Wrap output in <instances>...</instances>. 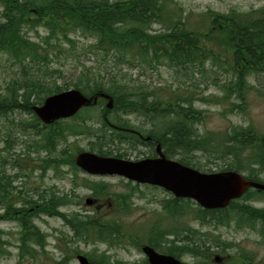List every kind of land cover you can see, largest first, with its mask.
I'll list each match as a JSON object with an SVG mask.
<instances>
[{
	"label": "trees",
	"instance_id": "16d2710c",
	"mask_svg": "<svg viewBox=\"0 0 264 264\" xmlns=\"http://www.w3.org/2000/svg\"><path fill=\"white\" fill-rule=\"evenodd\" d=\"M1 2L4 22L0 23V54L6 55L9 66L19 71L0 92V121L5 119L4 135L0 138L3 145L0 152L5 154V158L0 159V219L7 218L19 226L16 264H21L26 257L34 261L44 252L47 236L33 224L34 219L42 215L57 217L70 229L71 237L64 238L65 245L76 242L105 245L106 249L97 256L84 254L90 262L122 264L111 260L105 252L120 247L121 240L126 238L120 219L113 214L80 216L61 212V208L71 204L66 195L55 196L44 191L34 203L20 199L13 185L18 174H6L8 167L21 169L17 158L11 156L18 133L24 139L25 136L31 139L30 146L25 140L28 151L46 154L43 168L57 174L62 167H67L73 173L77 169L75 155L82 150L70 151V138L93 137L90 152L125 158L126 152L121 153L119 145L125 142L126 134L110 129L108 124L128 128L130 125L124 117L135 115L148 122L150 129L140 132L156 140L166 158L203 173L214 171L202 170L196 159L202 158L207 164L219 161L216 172L234 171L248 180L264 183L260 178L264 174V134L251 125H231L223 131L200 133L198 125L204 118V111L194 106V101L199 99L194 92H187L183 84L153 87L134 84L132 75L129 77L132 71H140L138 77L147 69L165 68L177 78L181 76L185 84L194 81L205 67L219 70L226 78L220 85L223 98L217 99L243 111L247 105L246 94L254 88L249 79L254 81L264 75V3L246 11L208 9L191 17V13H184L174 0ZM154 25L158 28L153 29ZM37 28H43L46 35L37 42L30 41L28 32ZM74 35L91 41L79 52L86 51L93 56L95 66L83 67L71 86L85 96L105 93L111 97L113 105L107 109L106 101L100 98L95 106L84 107L71 118L44 125L32 107L41 105L48 96L70 89L57 83L59 72H51L50 67L60 59L66 61L71 51L76 52ZM16 113L27 114L30 119L14 124ZM93 126L97 127L94 131ZM133 145L130 142V146ZM87 187L95 198L109 195L106 184L94 183ZM128 200L124 195L114 197L115 210L124 213ZM251 202L264 205V191L249 189L240 199L215 210H206L191 200L171 196L161 203L164 211L161 221L166 218L176 221L191 213L193 220L201 225L213 223L229 227L233 224L235 229L254 231L264 246V206L254 207ZM161 227L150 230L148 245L175 258L202 253V260L196 264H211V254L201 248V243L197 242L199 249L192 248L195 243L192 240L199 239L198 231L186 236L183 233L182 238L179 232ZM3 237L5 234L0 231V260L9 256L7 246L12 245ZM80 253L75 249L74 256H69L64 251L60 259H54L51 264H66ZM140 264L148 263L144 260ZM238 264L248 262L241 257ZM261 264H264V256Z\"/></svg>",
	"mask_w": 264,
	"mask_h": 264
},
{
	"label": "rangeland",
	"instance_id": "374dc122",
	"mask_svg": "<svg viewBox=\"0 0 264 264\" xmlns=\"http://www.w3.org/2000/svg\"><path fill=\"white\" fill-rule=\"evenodd\" d=\"M1 1L2 0H0V23H3V17L1 16L3 7ZM42 1L45 0H41V2ZM174 1L176 6L181 8L184 13H191V17H195L198 13L204 12L208 9L218 12H227L230 8L246 11L251 8H257L264 3V0ZM152 28L157 29L158 26L154 25ZM45 35L46 31L43 28H37L36 30L28 32L27 37L30 41L37 42ZM72 38H74L75 41L74 46L76 48V52L74 50L71 51L68 53L69 56L66 61L60 59L59 62H53L50 67L51 72L53 70H57L56 72H59V75L56 74L57 83L59 85H67L70 89H73L71 84L79 75L83 67L95 66L93 56L86 53V51L84 54L79 52L80 49L87 46L91 41L78 35H74ZM66 48L67 50H71L69 49L70 47ZM54 51L56 52V49H54ZM7 60L8 58L6 55L0 54V92H2L3 88L10 79L17 77V74L19 75V71H17L15 67L9 66ZM205 68L206 69L201 74H198L194 78V81H187L185 84L183 83L185 80L180 78L181 76L177 78V75L174 72L165 68L157 70L147 69L142 71L143 75H139L138 77L137 75L140 71H132L129 73V77L132 75L131 78H134V84L139 83L152 87L165 86L169 84L177 86L178 84H183L184 87H186L187 92H194L193 95H195L196 98H199L194 101V106L204 111V118L200 125H198L200 133L223 131L231 125H251L258 131V133L264 134V75L259 76L258 79H255L254 81H252L251 78L249 79V82L254 88L250 89V91L246 94L247 105L244 107L243 111H240L237 108H232L229 102H226L223 99H217L223 98L224 93L220 88V85L225 82L226 75L219 74V70H213L207 67ZM232 101L237 102L234 99H232ZM14 117V124L19 122L21 119H30V116L22 113H16ZM124 118L131 127L150 129V125L142 117L130 115L125 116ZM3 121H5V119L0 121V138L4 135ZM92 128L94 131L97 127L93 126ZM8 129H10V126H8ZM21 140H23V142H21ZM25 140L29 142L28 146H30L31 139H29V136H25L24 139L23 136L18 133L17 142L15 143L11 153L13 158H17L21 169H13L10 167L6 169L7 175L13 176L16 173L18 174V177L13 185L16 187V192H19L18 195L20 196V199L34 203L38 200L39 196L43 195L44 191H46V194L52 192L55 196L66 195L67 200L71 203L67 207L60 209L63 213H77L80 216H94L97 213L103 215H115V218L117 217L120 219L126 238L121 240L120 247L115 246L105 252L111 260L118 261L122 264H140L145 260V256L143 255L141 248L146 245L150 230L153 227L162 226L165 230L172 229L175 232H179L182 238L183 235L186 236L194 230L198 231L197 233H200V235L196 234V236L199 237V239L195 238L192 240L195 242L193 243L192 248L199 249L196 246L197 242H199L201 243V248L203 249L206 247L214 249L209 250V253H211V255H209V261L211 264L212 259L215 256H219V253H222V264H238L241 262V257L246 258L248 256H251L252 264H256V262L261 264L264 256V246L262 245L261 239L256 232L246 231L245 229L235 230L233 224L229 227L219 225L216 226L213 223L201 225L197 221L193 220L191 213H188L185 217H180L176 221L169 220L168 218L161 221V216L164 214L161 203L171 198L170 193L165 190L158 187L145 188L144 186H139L136 191H134L131 184L122 178L116 176H106L101 178L89 177L78 170L71 173L67 167H62L58 172L59 174H56V172L49 168H43V159H46V154L41 151H38L37 153H32L31 150L28 151ZM93 141V137L89 138L81 135L70 138L68 143L70 145V151L72 152H75L76 148H80L82 151H89V144L91 142L93 143ZM119 146L122 149L120 152H126V156L128 155L129 160L132 161L136 160V158H140V152H150V150L132 148L126 143H122ZM1 147H3V145L1 144L0 139V149ZM4 156L5 154L0 152V159L1 157L5 158ZM196 160L199 162V165H201V168L204 171L212 169L216 172L218 170L219 161H213V163L207 164V162H205L202 158H198ZM260 178L264 181V174L260 175ZM93 182H96L97 184H106L109 195L101 198L93 197L92 191L90 192L86 187H84L85 185L92 184ZM131 191L134 194L131 199V204L129 207L123 208L126 209L124 213H119L120 209L115 210L114 208V197L129 194ZM90 198H93L94 200L96 199L95 204H97L98 201V204L102 205L103 208L101 212L96 211L94 203H91L93 205L86 204V200L92 201ZM250 204L254 207L264 206L263 204L254 202H251ZM1 213L2 210L0 209V214ZM33 224L38 228L41 234H45L47 236L46 247L44 252L39 254L34 261L26 257L21 264H51L54 259L59 260L63 255L62 252L64 251H66L67 255L74 256L73 250L75 249L80 251L83 255L89 254L92 256H97L106 249L105 245L99 243L96 246L84 244L82 242L67 243L65 245L66 239L64 238H70L71 231L64 225L63 221L57 217L42 215L40 218L34 219ZM0 231L5 234L3 240H7L12 244L10 247L9 245L7 246L9 256L1 259L0 264H16L17 249L15 246L17 245L19 226L17 222L7 218H1ZM214 240L216 243H220L222 247L227 245L228 251L225 250L226 248H223V250L220 251L219 246L215 245ZM137 242L139 243L136 246L135 243ZM202 257V253L197 256L184 254L180 257V260L185 264H196V261L202 260ZM66 264H77V261L74 257Z\"/></svg>",
	"mask_w": 264,
	"mask_h": 264
},
{
	"label": "water",
	"instance_id": "95a60500",
	"mask_svg": "<svg viewBox=\"0 0 264 264\" xmlns=\"http://www.w3.org/2000/svg\"><path fill=\"white\" fill-rule=\"evenodd\" d=\"M99 98L106 100L107 109L112 108V99L105 93L85 96L77 89H69L48 96L41 105L33 106L32 110L41 123L50 125L73 117L84 107L95 106ZM156 154L157 157L152 159L132 161L81 151L76 154L74 164L88 175L117 176L159 187L175 198L190 199L207 210L223 209L231 201L240 199L249 189L264 191V183L248 180L237 172L202 173L174 159H168L161 152L159 144ZM91 203L86 200V204ZM141 251L149 264H185L171 255L156 252L148 245L143 246ZM75 259L77 264H97L88 261L82 254Z\"/></svg>",
	"mask_w": 264,
	"mask_h": 264
},
{
	"label": "flooded vegetation",
	"instance_id": "af4514ba",
	"mask_svg": "<svg viewBox=\"0 0 264 264\" xmlns=\"http://www.w3.org/2000/svg\"><path fill=\"white\" fill-rule=\"evenodd\" d=\"M125 119V118H124ZM108 126H110V129H113L112 127H111V124H108ZM128 128H130V129H128ZM128 128H121L122 130H119L118 132H121V133H124V134H126L125 135V142L124 143H126V144H129L130 145V142L131 143H134L135 145H133V147L132 148H135V149H137V148H141V149H143V150H150V152H148V153H141L140 152V154H139V157L140 158H136V160H141V159H152V158H155V157H157V154H156V147H157V143H156V140H154L149 134H143L142 132H140V130H141V128H139V127H128ZM134 129V130H133ZM116 130V129H115ZM123 159H129V157H128V155L127 156H125V158H123ZM136 160H134V161H136ZM76 170H78V171H80V172H82V173H84V174H86L85 172H83V171H81V170H79L78 168L76 169ZM86 175H88V174H86ZM89 177H106V176H92V175H88ZM123 179V178H122ZM125 180V179H124ZM128 183H130L131 184V186H132V189L134 190V191H136V189L139 187V186H144L145 188H157V187H155V186H152V185H149V184H139V183H136V182H133V181H128V180H126ZM94 183H96V182H93L92 184H94ZM88 185H90V184H88ZM88 185H85L84 187H86L90 192H91V189H89L87 186ZM107 186V185H106ZM133 192L131 191L129 194H126V195H124V196H126V197H128V202H129V204H128V206L127 207H129V205L131 204V199H132V197H133ZM104 197V196H103ZM101 198V197H100ZM90 199H92V203H94V208H96V211L97 212H101L102 211V205L101 204H98V201H97V204H95L96 203V199L94 200L93 198H90ZM90 205H93V204H90ZM206 224H208V223H206ZM208 226V225H207ZM236 230V229H235ZM246 231H250V232H252L251 230H249V229H245ZM254 232V231H253ZM215 241V240H214ZM147 245V244H146ZM208 245H210V244H208ZM215 245L216 246H219V250L220 251H222L223 250V248H226L225 250L226 251H228V249H227V245H224L223 247L221 246V244L219 243H216V241H215ZM154 249V248H153ZM218 249V248H217ZM206 250L208 251V253H209V250H214V249H209V248H207L206 247ZM155 251H157V250H155ZM219 251V252H220ZM158 252V251H157ZM158 253H160V252H158ZM211 254V253H210ZM246 260H247V262H248V264H250V262L252 263V259H251V256H248V257H246L245 258ZM145 261H147V259H146V257H145ZM245 261V260H244ZM147 263H148V261H147ZM223 263V259H222V253H219V256H215L213 259H212V264H222ZM149 264V263H148Z\"/></svg>",
	"mask_w": 264,
	"mask_h": 264
},
{
	"label": "bare ground",
	"instance_id": "6f19581e",
	"mask_svg": "<svg viewBox=\"0 0 264 264\" xmlns=\"http://www.w3.org/2000/svg\"><path fill=\"white\" fill-rule=\"evenodd\" d=\"M128 129H130V128H128ZM134 130V129H133Z\"/></svg>",
	"mask_w": 264,
	"mask_h": 264
}]
</instances>
